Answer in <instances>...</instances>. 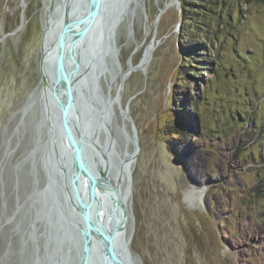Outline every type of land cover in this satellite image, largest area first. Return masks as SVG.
Wrapping results in <instances>:
<instances>
[{
    "label": "rangeland",
    "instance_id": "rangeland-1",
    "mask_svg": "<svg viewBox=\"0 0 264 264\" xmlns=\"http://www.w3.org/2000/svg\"><path fill=\"white\" fill-rule=\"evenodd\" d=\"M189 1H131L117 25L115 75L101 78L115 96L140 63L120 91L141 142L129 250L138 264H264V0H209L204 15H182ZM58 6L0 0V264H32L47 251L30 196L46 183L40 45ZM183 41L209 44L185 59ZM123 113L114 102L116 146L129 163L134 130Z\"/></svg>",
    "mask_w": 264,
    "mask_h": 264
},
{
    "label": "water",
    "instance_id": "water-1",
    "mask_svg": "<svg viewBox=\"0 0 264 264\" xmlns=\"http://www.w3.org/2000/svg\"><path fill=\"white\" fill-rule=\"evenodd\" d=\"M58 1L54 20L46 16L40 45L46 123L39 126L47 129V139L38 146L46 183L30 196L32 205L39 204L37 219L47 227V251L43 256L37 252L32 264H138L123 238L127 223L120 221L122 211L130 217L122 188L125 176L132 179L133 158L141 148L129 103L122 114L134 130L129 163L128 152L117 148L113 135L103 140L101 130L114 102L123 112L120 89L105 96L101 84L106 73L115 75L118 23L110 19L121 22L133 0ZM139 66L125 71L119 88ZM122 133L131 137L124 128Z\"/></svg>",
    "mask_w": 264,
    "mask_h": 264
},
{
    "label": "bare ground",
    "instance_id": "bare-ground-1",
    "mask_svg": "<svg viewBox=\"0 0 264 264\" xmlns=\"http://www.w3.org/2000/svg\"><path fill=\"white\" fill-rule=\"evenodd\" d=\"M180 2V0H177V3H179ZM61 10H62V12H63V7L61 8ZM60 10V11H61ZM47 14H49L50 16H48V17H46L47 16ZM47 14H46V16H45V20H44V26H46L47 27V18L49 19V21H53L54 20V17L56 16H54V15H52V10H49L48 12H47ZM54 14V13H53ZM62 18V15L60 16V19ZM112 20V25H114V24H117V23H119V22H117V19L116 18H113V19H110V21ZM118 25V24H117ZM116 27V26H115ZM149 46V45H148ZM148 48V47H147ZM146 48V49H147ZM72 65V64H71ZM70 65V66H71ZM133 70V69H132ZM49 85H47V87H48ZM42 87H43V85H42ZM118 89H120V91H121V87L120 88H118ZM38 94H39V96H40V99L42 98V99H44V91H43V89L41 88V90H40V92H37ZM34 94H36V92L35 93H32L31 95H30V97H29V99H31L32 98V96L34 95ZM120 94H121V92H120ZM51 105H53V103L51 102L50 103ZM123 108V107H122ZM123 111H125L126 113H128V111L126 110V108H123ZM108 112L106 111L105 112V114H107ZM104 115V114H103ZM104 119H105V121L103 122V126H102V128H101V130H102V134L104 133L105 134V136H103V140H104V138L105 137H110V136H112L111 138H116L115 137V134H114V132H113V126H115V124H112L113 122H112V117H111V115H110V113H109V117L107 116H105V117H103ZM42 123H46V120H45V118L42 116ZM104 128V129H103ZM115 128H116V126H115ZM104 131V132H103ZM137 135L139 136V134H138V131H137ZM135 140V142H136V139H134ZM138 140H139V137H138ZM135 148H137L138 149V145L135 147ZM134 152V151H133ZM132 152V153H133ZM133 157V156H132ZM131 157V158H132ZM136 157L134 156V158L133 159H135ZM137 160V159H136ZM126 163H128V161H125ZM126 169H127V167H126ZM126 172V171H125ZM131 176H132V174H131ZM125 184H124V182H123V188H122V190H123V193H124V198H125V201H126V205H127V209H130V206H129V204H131V201H132V191H130V188H131V190H132V179L131 180H129L128 179V177L127 176H125ZM126 181H127V183H126ZM185 193H187V195L188 196H191V194H193V193H195V189L194 190H189V191H186ZM203 193V191H201V194ZM125 216V214L123 213V211L121 212V215H120V221L122 222V221H124V223L126 222L127 224H125V226H124V228H125V232H124V236H123V238L125 239V243H126V245L128 246V252L129 253H131L130 252V250H129V245L131 244V242H132V240H133V236H134V225H132L130 222H129V220L131 219L130 217H129V219ZM132 217V216H131ZM128 220V221H127ZM131 224V225H130Z\"/></svg>",
    "mask_w": 264,
    "mask_h": 264
},
{
    "label": "trees",
    "instance_id": "trees-1",
    "mask_svg": "<svg viewBox=\"0 0 264 264\" xmlns=\"http://www.w3.org/2000/svg\"><path fill=\"white\" fill-rule=\"evenodd\" d=\"M203 1L205 2V3H203ZM207 3H211L209 0H191V1H189L187 4H185V6L187 5L190 9H188L187 10V7H183L181 10V12H182V15H186V13L187 14H190V12H192V13H196V15H200V14H202V15H204L203 13H204V10L202 11L201 9H207L206 7V5L205 4H207ZM213 3H215V2H213ZM215 4H217V3H215ZM213 8V7H212ZM187 10V11H186ZM203 12V13H202ZM181 15V16H182ZM207 24V23H206ZM209 27V26H208ZM204 28V27H203ZM196 40V39H195ZM204 40V39H203ZM208 44L209 43H207V44H205V43H203V42H201V43H199V44H197V43H193V44H185V41H183V44H182V50H181V54L183 55V56H185V59L187 58V57H190V58H193V59H195V56H197L196 54H195V51H197V50H199V51H203L204 50V48H205V50H206V47H208ZM210 46V45H209ZM205 67V66H204ZM203 67V68H204ZM199 68V67H198ZM201 68V67H200ZM208 68V67H207ZM191 74V72L189 71V73H188V75H190ZM186 94L184 93V94H181V96H185ZM185 97H183V99H184ZM185 100H186V98H185ZM196 100L197 99H195V104H196ZM188 125H190L189 123H188Z\"/></svg>",
    "mask_w": 264,
    "mask_h": 264
}]
</instances>
